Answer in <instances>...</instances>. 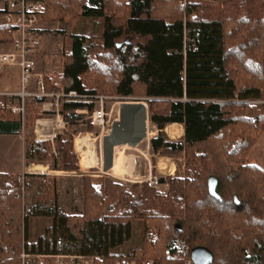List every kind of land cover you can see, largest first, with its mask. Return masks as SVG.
Instances as JSON below:
<instances>
[{"label": "trees", "instance_id": "obj_1", "mask_svg": "<svg viewBox=\"0 0 264 264\" xmlns=\"http://www.w3.org/2000/svg\"><path fill=\"white\" fill-rule=\"evenodd\" d=\"M40 1V23L101 21L98 52H89L85 36H71L57 75L63 88L90 96L149 97V120L158 130L149 140L153 152L184 153L187 164L197 166L185 177H166V193L147 182L126 186L104 175H83L81 213H66L57 193L52 202L32 206L31 213L51 218L32 242L23 194L12 188L14 176L0 173V264H20L21 250L96 256L95 264L147 258L181 264L182 240L209 249L216 264H264V172L245 162L264 131V102H247L264 101V0ZM9 40L0 27V44ZM81 109L90 115L94 105L64 102L60 113L72 123L83 118L75 112ZM25 118L26 124L33 120ZM171 123L181 125L180 140L164 132ZM73 135L63 130L51 144L26 134L25 156L47 161L54 147L61 163L51 169L77 171ZM209 176L218 181L219 199L208 192ZM133 219L144 223L139 252L113 253L129 240Z\"/></svg>", "mask_w": 264, "mask_h": 264}, {"label": "rangeland", "instance_id": "obj_2", "mask_svg": "<svg viewBox=\"0 0 264 264\" xmlns=\"http://www.w3.org/2000/svg\"><path fill=\"white\" fill-rule=\"evenodd\" d=\"M201 4L216 3L219 0H194ZM41 26H37L39 33V52L35 55V60L38 69L59 68L63 69L65 53L69 50L71 44V36L73 34H80L86 37L85 46L89 52L96 53L101 49L102 43V26L100 19H79L74 22H55V23H39ZM59 72L58 74H60ZM100 96V95H99ZM103 96V95H101ZM102 101L103 109L107 113L105 119L107 123L102 128L93 124L87 111L81 109L83 118L78 121L67 123L61 113L60 117L65 122V129H60L54 124L55 129L49 127H43L42 131H34L36 120L39 119H56L57 113L54 110L40 112L41 109L37 105L30 103L27 109V115L31 116L30 124H26L25 121H21V129L23 134H32L33 138H41L43 133H60L63 130H68L74 133L73 135V150L76 155L79 169L77 171H62L51 170L54 164L61 163V156L52 147L53 155L47 161H34L31 167V173H25V185L23 193V203L25 208L29 211L26 212V230L27 239L29 242L35 241L36 238L41 235L46 227L51 225V218L46 216H37L31 213L32 206L37 201L40 202H52L56 195V200L59 206L68 214H79L83 209V191H82V176H99L104 175L110 177L116 182H120L126 186H131L134 183L140 184L147 182L153 186L158 192L166 193L169 185L165 183V178L168 176L178 175L179 177H185L186 170L196 167L197 164L188 165L186 162L185 154L181 153L175 157L165 155L163 153L153 152L149 140L151 137L156 136L158 133L157 128L149 120V97L143 95H132L128 97L121 96H104ZM123 102H141L145 105L147 113L146 123V136L143 137L136 145L130 146L128 144L117 145L113 149V165L111 168L104 170V144L110 143V134L114 128L117 137H134L141 132V113L140 111H130L128 109L123 110V118L120 119V109ZM250 105H261L264 101L252 100L247 101ZM94 109L98 108L99 100L92 101ZM38 112H37V111ZM39 115L37 118L36 115ZM80 114V113H79ZM36 118V119H35ZM129 120H131L129 122ZM40 122V121H39ZM91 122V127H88ZM40 124V123H39ZM40 126V125H38ZM44 129V130H43ZM164 131V130H163ZM165 132V131H164ZM166 133V132H165ZM170 140H180L178 138H171L166 134ZM85 137L87 142V151L82 153L75 149V138ZM50 141V140H48ZM51 142V141H50ZM53 144V142H51ZM107 155V154H106ZM20 154L16 159L19 160ZM92 158L93 166L87 165V159ZM164 161L168 169L160 170L158 167L159 160ZM245 162L249 165H254L264 172V131L260 134L255 144L251 147L245 157ZM85 163V166L82 164ZM41 165L43 168L41 171L33 170L34 166ZM50 168V169H49ZM171 169V171H170ZM19 175V174H18ZM16 176V175H15ZM13 177L12 188L16 186V178ZM160 178L164 179V183H160ZM156 179V180H155ZM56 184V185H55ZM240 203V202H239ZM30 213V214H29ZM24 215V213H23ZM144 231V223L142 219L131 220V235L128 241L112 250L113 253L128 255L130 253H138L141 248L142 236ZM182 263L187 264L190 258L191 245L182 240ZM182 244L176 243L175 247ZM25 252L21 250L20 254ZM63 255L64 253H59ZM76 255V254H67ZM63 256L59 257V261L56 259H47L46 264H64L62 263ZM67 258V257H66ZM139 256H136V259ZM69 258H67L68 260ZM67 262L66 259H64ZM98 260L96 257L92 259V264ZM151 260L153 264H160L153 258L139 259L138 264ZM20 264L22 259L20 257ZM210 264L213 263V261Z\"/></svg>", "mask_w": 264, "mask_h": 264}, {"label": "built area", "instance_id": "obj_3", "mask_svg": "<svg viewBox=\"0 0 264 264\" xmlns=\"http://www.w3.org/2000/svg\"><path fill=\"white\" fill-rule=\"evenodd\" d=\"M42 9L43 6L40 0H7L5 9L0 10V27L6 29L10 40L5 43L11 46L9 51H0V67L17 66L19 69L18 89L14 92H0V95L15 98V103L11 104L9 109L11 112L18 114L22 122L25 119L28 102L31 100L45 99L40 104L41 112L50 110L60 112L61 105L64 102H92L98 99L99 106L93 110L89 117L94 125L103 128L107 123L105 119L107 113L104 111L102 104L104 96L82 95L74 90L66 91L57 78L62 69L59 70L57 67L53 69L47 67L44 69L37 68L35 55L39 52L40 35L36 27L39 26L38 14ZM47 86L50 87L49 90ZM75 112H79V110H75ZM56 122L57 127L65 129V122L61 117L56 118ZM24 177L25 173L15 176V188L19 187L22 193L25 185ZM61 256L65 257L62 260L64 264H92L93 257H96L79 254L61 255L59 253L29 254L22 252L20 254L22 264H46L47 259L54 258L58 263ZM66 257L69 259L67 260ZM142 264H153V262L147 260ZM187 264H193L190 258Z\"/></svg>", "mask_w": 264, "mask_h": 264}, {"label": "crops", "instance_id": "obj_4", "mask_svg": "<svg viewBox=\"0 0 264 264\" xmlns=\"http://www.w3.org/2000/svg\"><path fill=\"white\" fill-rule=\"evenodd\" d=\"M6 5H7V0H0V10L5 9ZM9 50H11V46L8 43L0 44V51H9ZM18 87H19L18 67L17 66H1L0 67V92H14L18 89ZM15 101H16L15 98H9V97L0 95V123H2L3 127L5 128L4 130H0V173H6L11 176H15V175L22 174V173H31L30 172L31 167L34 162L30 159H27L25 156L26 141H25V134H23L22 129H21L20 116L16 113L11 112L9 109L10 105L15 103ZM44 101L45 99L40 100V98L31 100L28 102L27 109L30 103L37 105V107L40 109V104ZM56 113H57L56 118L60 117L59 112H56ZM76 113L79 114L82 112H76ZM26 115L27 113L25 114V117ZM55 121L56 119L54 118L36 120L34 131L40 132L42 131L41 129L43 127H45L46 129L49 127L55 129L54 124H53L55 123ZM130 121L131 120H129V122ZM178 125L181 127L180 124ZM56 134L57 133H52V134L43 133L41 135L42 136L41 138L37 137L35 138V140H50L51 142H53V138L55 137ZM19 154H20V157H19V160H17L16 157ZM85 163L87 164V162Z\"/></svg>", "mask_w": 264, "mask_h": 264}, {"label": "water", "instance_id": "obj_5", "mask_svg": "<svg viewBox=\"0 0 264 264\" xmlns=\"http://www.w3.org/2000/svg\"><path fill=\"white\" fill-rule=\"evenodd\" d=\"M127 42V40H125ZM128 109L130 111H140L141 113V132L134 137H117L116 131L113 128L110 134V143L104 144V170H107L113 165V149L117 145L128 144L130 146L136 145L143 137L146 136V123H147V113L145 105L141 102H123L120 109V119L123 118V110ZM107 154V155H106ZM160 183H164V179L160 178ZM218 181L216 177L209 176L207 179V187L209 194L219 199V194L217 193ZM234 202L239 204V200L236 195L233 196ZM190 259L193 264H209L213 255L209 249L203 246H195L190 250Z\"/></svg>", "mask_w": 264, "mask_h": 264}, {"label": "bare ground", "instance_id": "obj_6", "mask_svg": "<svg viewBox=\"0 0 264 264\" xmlns=\"http://www.w3.org/2000/svg\"><path fill=\"white\" fill-rule=\"evenodd\" d=\"M165 132L171 137V138H178L182 135V127H180L177 123H171V124H168L166 127H165ZM74 145H75V149L78 151V152H82V153H85L87 151V142H86V138L85 137H79L77 136L74 140ZM92 158H88L87 159V164L89 166H93L92 164ZM158 167L160 170H165V169H168V166L167 164L162 161L161 159L158 161ZM43 168L41 167V165H36L34 167V170H37V171H41ZM171 171V169H170Z\"/></svg>", "mask_w": 264, "mask_h": 264}]
</instances>
